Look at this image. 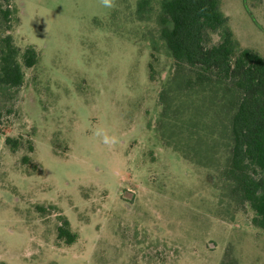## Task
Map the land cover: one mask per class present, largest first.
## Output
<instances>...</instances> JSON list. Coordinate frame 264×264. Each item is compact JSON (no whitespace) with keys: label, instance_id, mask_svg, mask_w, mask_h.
Instances as JSON below:
<instances>
[{"label":"rangeland","instance_id":"rangeland-1","mask_svg":"<svg viewBox=\"0 0 264 264\" xmlns=\"http://www.w3.org/2000/svg\"><path fill=\"white\" fill-rule=\"evenodd\" d=\"M141 1L10 0L16 44L40 60L1 102L0 264H264V230L222 175L220 123L197 134L200 113L174 94L163 117L177 67L162 0ZM221 10L264 58V0Z\"/></svg>","mask_w":264,"mask_h":264},{"label":"trees","instance_id":"trees-1","mask_svg":"<svg viewBox=\"0 0 264 264\" xmlns=\"http://www.w3.org/2000/svg\"><path fill=\"white\" fill-rule=\"evenodd\" d=\"M147 3L142 0L139 9ZM160 9V38L177 67L161 94L163 117L170 110L172 94L176 101L188 98L190 109L200 113L190 120L197 134L207 129L203 125L214 115L220 123L218 135L225 141L223 178L232 196L254 211L253 225L264 230V58L240 49L221 0H162ZM17 21V9L10 6V0H0V119L5 116L1 102L23 86L25 70L40 60L34 47L22 49L16 44L11 31ZM18 145H10L12 152ZM174 149L190 159L181 146ZM29 150L33 151L32 144ZM29 162L23 158L24 164ZM58 232L67 244L76 241L67 219Z\"/></svg>","mask_w":264,"mask_h":264},{"label":"clouds","instance_id":"clouds-1","mask_svg":"<svg viewBox=\"0 0 264 264\" xmlns=\"http://www.w3.org/2000/svg\"><path fill=\"white\" fill-rule=\"evenodd\" d=\"M101 3L106 7H112L113 6V0H101Z\"/></svg>","mask_w":264,"mask_h":264}]
</instances>
